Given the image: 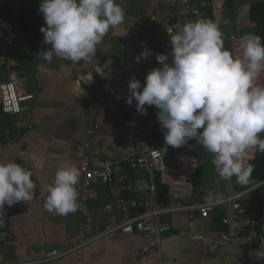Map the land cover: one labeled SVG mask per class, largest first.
Segmentation results:
<instances>
[{"label": "crops", "instance_id": "crops-1", "mask_svg": "<svg viewBox=\"0 0 264 264\" xmlns=\"http://www.w3.org/2000/svg\"><path fill=\"white\" fill-rule=\"evenodd\" d=\"M116 2L121 3L125 11L124 22L110 29L97 46L96 57L90 62L72 64L55 56L51 63L45 61L38 55L50 46L43 43L39 51H33L30 46L33 33H26L24 53H8L7 63L0 71V79L14 80L21 91L34 94V100L25 104L23 112L17 116L0 114V163L14 160L32 171L31 178L38 196L25 207L8 211L12 239L0 243V263L33 262L52 250H68L72 246V237L87 215L94 216V226L98 229L119 222L117 209L111 212L104 209L110 198L101 181L97 182V196L78 207L75 213L62 216L47 211L43 206L45 200L42 196H47L46 188L53 183L61 163L68 162L78 167L81 158L75 151V145L93 124L97 123L99 128L86 152L100 160H112L120 167V174L129 176L135 185L138 183L140 191L129 193L130 198L137 199L144 194L147 176L141 174L135 177L127 166L136 141V122L120 103L130 95L128 84L131 78L135 77L142 89L147 74L162 67L156 60L157 54L168 55V63H171L170 37L164 34L163 24L172 15L175 0ZM263 2L191 0L195 11L194 21L206 17L212 21L215 13L220 20L237 23L232 30L220 28L226 35L224 43L230 34L255 31L256 26L250 19L251 6ZM40 3L41 0L21 3L24 23L40 13ZM21 9L20 28L23 17ZM29 9H32L33 14ZM152 9L157 11V15L153 20H148L145 12ZM144 51L150 54L137 62V57ZM27 81L28 85L20 88V84ZM157 112L153 111L154 117L165 132L157 119ZM30 152L44 157L43 169L33 167L29 159ZM211 157L213 160L212 154ZM254 157L255 154L248 151L249 162ZM257 164L251 173L253 177L264 174V159H260ZM199 173L194 180L192 195L185 199V203L202 202L209 195H222L227 191L226 181L216 176L215 169L210 182L202 186H199ZM253 177L250 178L249 186L264 182V177ZM169 202L167 199V205ZM245 202L262 208L256 229L259 241L264 246V183ZM225 214L223 208H216L207 219H200L196 213L192 217L185 213L169 215L171 229L166 234V241L160 251L156 250L151 256L143 250L152 241V236L118 232L46 264H264V260L256 255L258 251L248 249L242 238L236 244L218 242L219 235L226 231L222 224ZM237 251L242 254L234 258Z\"/></svg>", "mask_w": 264, "mask_h": 264}, {"label": "clouds", "instance_id": "clouds-1", "mask_svg": "<svg viewBox=\"0 0 264 264\" xmlns=\"http://www.w3.org/2000/svg\"><path fill=\"white\" fill-rule=\"evenodd\" d=\"M39 12L46 24L40 31L50 47L38 56L49 63L53 56L72 64L92 61L105 35L125 19L116 0H41ZM222 37L219 26L203 18L179 27L170 36L171 63L168 55L157 54L162 67L147 74L142 91L141 83L131 78L126 102L135 100L140 115L147 114L145 105L155 106L166 130V146L181 148L194 139L213 155L212 164L222 179L235 177L246 186L253 171L248 151L264 153V86L256 83L264 72V44L256 34L243 35L241 59L224 48ZM149 54L142 52L137 62ZM29 159L33 167L43 169V156L30 152ZM32 175L15 162L0 163V214L5 205L33 199ZM79 177L75 165L62 162L46 188L44 208L62 216L75 213ZM205 200L219 202L211 195ZM256 255L264 258V252Z\"/></svg>", "mask_w": 264, "mask_h": 264}, {"label": "built area", "instance_id": "built-area-1", "mask_svg": "<svg viewBox=\"0 0 264 264\" xmlns=\"http://www.w3.org/2000/svg\"><path fill=\"white\" fill-rule=\"evenodd\" d=\"M12 1L24 3L29 0ZM212 7L214 13V6L212 5ZM156 15L157 11L153 9L145 12V17L148 20H153ZM194 16L195 11L191 0H175L173 13L163 24L164 34L170 37L185 23L193 22ZM212 21L219 28L225 27L228 30L234 29L237 25L236 22L220 20L215 13ZM243 35L245 34H230L225 41L227 50L235 58H243V48L241 47V37ZM15 40V25L0 13V71L7 63L9 49ZM43 43L44 37L40 31L31 41V48L33 51H39ZM256 83L259 86H264V72L259 74ZM127 98L120 105L128 116L135 120L137 126L136 141L133 153L127 160V166L135 177L141 174L147 176L144 194L137 199L130 198L129 193L136 192V190L140 191L138 183L135 185L134 180L129 176L120 174L118 172L120 167L112 160L108 158L100 160L86 152V148H88L91 139L99 128L97 123L93 124L86 129L84 136L75 145V151L81 158L77 167L80 170L79 181L76 185L79 193L77 204L78 207H82L86 202L94 199L98 194L97 182L101 181L105 184L110 198L104 209L106 212L117 209L120 214L119 222L98 229L94 226V216L92 214L87 215L82 220L77 233L72 237V246L68 250H52L38 261L0 264H46L62 259L118 232L124 234L136 232L152 236V241L143 250L151 256L156 250L160 251L166 241V234L171 229L168 220L169 215L185 213L192 217L196 213L200 219H207L216 208H223L226 212L222 219L226 231L219 235V243L236 244L242 238L248 249L254 248L257 251L264 252V246L259 241V233L256 229L262 208L258 207L259 205L251 206L245 202L246 198L256 192L264 182L243 186L238 184L236 178L233 177L229 181L225 180L227 189L225 193L212 196L214 200L219 201L218 203H208L206 200L193 204L185 203V199L192 195L194 180L198 172L199 158L197 151L203 147L194 139L189 140L181 148L166 146L164 143L165 132L160 129L153 114V111L158 109L155 106L145 105L147 114L140 115L136 111L137 102L133 100L132 104L128 105ZM33 100L34 94L21 91L14 80L0 79L1 115L17 116L23 112L24 105ZM25 123L29 124V122ZM252 150L255 149L249 151ZM10 162L15 161L11 160ZM247 162L249 163V159H247ZM19 165L24 167L21 163ZM215 172L216 176L221 178L216 169ZM155 178H158V181L166 190V197L170 201L168 205L159 203L157 199ZM37 196L38 193L35 188L33 199ZM42 198L46 199L43 196ZM29 202H18L11 207L4 206V214H0V243L12 239L8 211L25 207ZM241 254L240 251H237L234 258L241 256ZM262 259L264 260V258Z\"/></svg>", "mask_w": 264, "mask_h": 264}, {"label": "rangeland", "instance_id": "rangeland-1", "mask_svg": "<svg viewBox=\"0 0 264 264\" xmlns=\"http://www.w3.org/2000/svg\"><path fill=\"white\" fill-rule=\"evenodd\" d=\"M21 9V3L17 1H0V13L5 15L8 20H10L15 25V32H16V40L14 44L10 47L9 53H12V51H15L13 54L22 52L24 53L26 50V40L27 36L26 33L21 31L20 28V21H19V11ZM32 11V9H29V12ZM33 14V11H32ZM226 35L224 34L222 38H225ZM24 85H28V81L25 83L20 84V88ZM198 158L200 160V167H199V176L200 183L199 186H202L206 184L205 182H210L211 178L214 176V168L212 164V157L211 153H209L207 150L201 148L198 150ZM198 171V172H199ZM198 188V184L196 182V189Z\"/></svg>", "mask_w": 264, "mask_h": 264}, {"label": "trees", "instance_id": "trees-1", "mask_svg": "<svg viewBox=\"0 0 264 264\" xmlns=\"http://www.w3.org/2000/svg\"><path fill=\"white\" fill-rule=\"evenodd\" d=\"M22 14H23V17H21V23H22L21 30L27 34L33 33V35H32L33 37L31 38V41H32L33 38L35 37L34 35H37L40 32L39 29H41L42 26L43 27L46 26L45 22H44V18L42 19L41 13H38L35 15V17L33 19L26 20L27 23H24L23 22L24 13H23V10L21 9V15ZM204 19L209 20L208 17H206ZM250 19H251V22L253 24H255V26H256L253 34L260 36L261 37V43L264 44V2L260 3V4H258V3L252 4L251 11H250ZM194 20H195V17H194ZM31 41H30V46H31ZM224 48L227 50L225 43H224ZM249 152H252L255 154L254 159L249 163L252 164L253 167L256 165L258 166V164H257L258 161L260 159H264V155H262V153L257 151V150H252ZM251 177H253V176L251 175ZM263 177H264V174H262V176L256 175L253 178L256 179V178H263ZM155 183H156V195H157V199H158L159 203L164 204V205L167 204V197H166L165 188L160 184V182H158V178H155Z\"/></svg>", "mask_w": 264, "mask_h": 264}]
</instances>
